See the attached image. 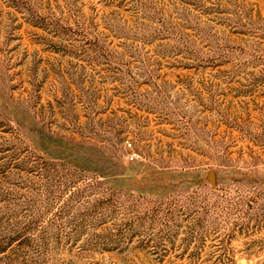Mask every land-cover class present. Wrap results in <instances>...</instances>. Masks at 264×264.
Wrapping results in <instances>:
<instances>
[{
	"label": "rangeland",
	"instance_id": "374dc122",
	"mask_svg": "<svg viewBox=\"0 0 264 264\" xmlns=\"http://www.w3.org/2000/svg\"><path fill=\"white\" fill-rule=\"evenodd\" d=\"M33 2L0 0V123L142 216L48 264H264V0Z\"/></svg>",
	"mask_w": 264,
	"mask_h": 264
},
{
	"label": "trees",
	"instance_id": "16d2710c",
	"mask_svg": "<svg viewBox=\"0 0 264 264\" xmlns=\"http://www.w3.org/2000/svg\"><path fill=\"white\" fill-rule=\"evenodd\" d=\"M11 2L33 23H46L33 0ZM56 24L47 22L64 35L90 34L80 20ZM141 221L102 175L45 157L0 123V264H48L68 244L85 252L122 249Z\"/></svg>",
	"mask_w": 264,
	"mask_h": 264
},
{
	"label": "water",
	"instance_id": "95a60500",
	"mask_svg": "<svg viewBox=\"0 0 264 264\" xmlns=\"http://www.w3.org/2000/svg\"><path fill=\"white\" fill-rule=\"evenodd\" d=\"M215 172L214 171H211L210 173V180H211V183L212 184H215L216 183V178H215Z\"/></svg>",
	"mask_w": 264,
	"mask_h": 264
}]
</instances>
